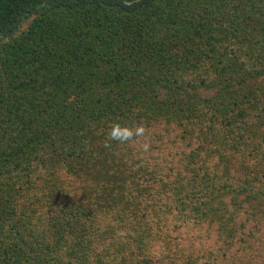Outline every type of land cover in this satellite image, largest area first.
<instances>
[{
    "label": "trees",
    "instance_id": "trees-1",
    "mask_svg": "<svg viewBox=\"0 0 264 264\" xmlns=\"http://www.w3.org/2000/svg\"><path fill=\"white\" fill-rule=\"evenodd\" d=\"M262 128L264 0H0V264H264Z\"/></svg>",
    "mask_w": 264,
    "mask_h": 264
},
{
    "label": "clouds",
    "instance_id": "clouds-1",
    "mask_svg": "<svg viewBox=\"0 0 264 264\" xmlns=\"http://www.w3.org/2000/svg\"><path fill=\"white\" fill-rule=\"evenodd\" d=\"M146 128L141 124L135 126H129L127 124L121 125L119 123H114L108 133V138L106 141V147L109 146L108 141L115 140L119 143H140L141 139L146 135ZM149 145L147 143L143 144V148L147 150Z\"/></svg>",
    "mask_w": 264,
    "mask_h": 264
},
{
    "label": "rangeland",
    "instance_id": "rangeland-1",
    "mask_svg": "<svg viewBox=\"0 0 264 264\" xmlns=\"http://www.w3.org/2000/svg\"><path fill=\"white\" fill-rule=\"evenodd\" d=\"M263 129H264V128H262V130H263ZM262 130H261V131H262Z\"/></svg>",
    "mask_w": 264,
    "mask_h": 264
}]
</instances>
